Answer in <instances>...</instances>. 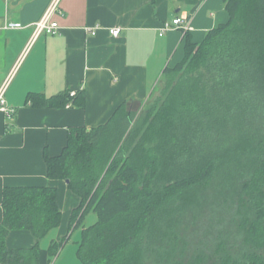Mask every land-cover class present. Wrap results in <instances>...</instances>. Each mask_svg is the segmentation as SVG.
I'll return each mask as SVG.
<instances>
[{
    "label": "trees",
    "instance_id": "obj_1",
    "mask_svg": "<svg viewBox=\"0 0 264 264\" xmlns=\"http://www.w3.org/2000/svg\"><path fill=\"white\" fill-rule=\"evenodd\" d=\"M225 10L201 42L186 34L183 60L165 70L143 112L123 103L101 125L72 128L59 155L46 152L48 177L81 199L70 226L82 227L83 264H264V0H225ZM29 99L82 108L86 97ZM248 156L252 165H240ZM206 208H221L236 230L187 257L183 233ZM3 209L0 263L41 264L38 244L9 248L6 238L58 228L57 188L6 187ZM90 211L97 220L85 226ZM66 240L53 241L50 255Z\"/></svg>",
    "mask_w": 264,
    "mask_h": 264
},
{
    "label": "crops",
    "instance_id": "obj_2",
    "mask_svg": "<svg viewBox=\"0 0 264 264\" xmlns=\"http://www.w3.org/2000/svg\"><path fill=\"white\" fill-rule=\"evenodd\" d=\"M53 4L59 31L35 38L34 24ZM177 17L190 29L164 31ZM227 18L225 0H0V87L8 83L6 99L16 110L10 117L0 112V226L4 190L10 186H54L62 212L61 225L45 237L12 230L7 247L38 244L41 264H83L78 255L82 227L70 226L81 199L66 181L48 177L46 152L59 155L72 128L90 129L105 123L123 103L149 100L165 70L183 60L186 34L193 43L201 42ZM7 22L24 27L6 29ZM96 27L95 34L89 31ZM112 28H121L119 36L111 34ZM71 91H84V107L35 105L29 99L31 94L51 98ZM91 215L86 214L85 226L97 220ZM64 238L60 253L51 256L52 242Z\"/></svg>",
    "mask_w": 264,
    "mask_h": 264
},
{
    "label": "rangeland",
    "instance_id": "obj_3",
    "mask_svg": "<svg viewBox=\"0 0 264 264\" xmlns=\"http://www.w3.org/2000/svg\"><path fill=\"white\" fill-rule=\"evenodd\" d=\"M164 84V78L161 79V83L160 85L157 87L156 91L154 92V96H152L151 99L147 100L144 103H140V104H134L128 107L133 110L136 111L138 113L143 112V110L146 108L147 104H149V102L154 99V97H156V95L159 93L160 88L163 87ZM247 160H244L241 162L240 165H244L245 163H249V160L252 159L249 156L246 157ZM252 165V163H249ZM254 166V165H253ZM241 168H239L238 170H240ZM221 208H219L218 214L221 218L219 220L215 219V215L213 212H211L208 208H206V210L204 211L203 215L197 219L191 226H189L190 228L185 230L183 235H185L186 240L188 242V250H187V257H190L191 254L193 253L194 249H200L201 247L204 248L203 246L205 245L206 242H208V244L210 246L214 245V239L217 237V234L219 233V231L225 232V230H230V231H235L236 227L234 225V223H232L231 221H227V224L225 222H222V219L224 218V216H226V212H222L220 211ZM91 216H95V220L97 218L96 214L95 215H91ZM223 217V218H222ZM88 220V219H87ZM216 224V225H215ZM199 251V250H198ZM187 260V258H185ZM211 260V259H210Z\"/></svg>",
    "mask_w": 264,
    "mask_h": 264
},
{
    "label": "built area",
    "instance_id": "obj_4",
    "mask_svg": "<svg viewBox=\"0 0 264 264\" xmlns=\"http://www.w3.org/2000/svg\"><path fill=\"white\" fill-rule=\"evenodd\" d=\"M56 10H57V4H53L51 8L47 10L44 16L34 24L35 38H37L38 36L44 33L55 34L59 31L60 29L59 23L57 21L52 20V16L56 12ZM59 12L62 15L64 14L62 11H59ZM183 23H184V19L182 17H177L173 20V24L167 23L165 25L164 31L169 30L171 28H184L185 30H189L190 29L189 22H186V24L184 25ZM4 27L8 29V28H22L24 26L20 22H7ZM97 28L98 27L94 28L93 30H89V31L95 34ZM164 31L162 33H164ZM110 32L113 36H119V34L121 33V28H112ZM7 87H8V83H5L4 85L0 87V112H3L8 117H10L15 113L16 110L14 107H11L7 102V99H6ZM76 94H77L76 91L70 92L71 97H74ZM71 104L72 102L68 103L67 106H70Z\"/></svg>",
    "mask_w": 264,
    "mask_h": 264
}]
</instances>
